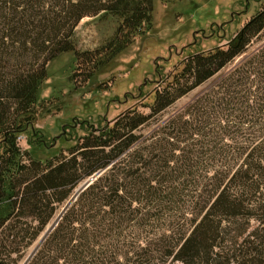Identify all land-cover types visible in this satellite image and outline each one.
I'll return each mask as SVG.
<instances>
[{"label": "trees", "instance_id": "trees-1", "mask_svg": "<svg viewBox=\"0 0 264 264\" xmlns=\"http://www.w3.org/2000/svg\"><path fill=\"white\" fill-rule=\"evenodd\" d=\"M152 12V0H0V264H22L75 188L100 171L28 264H264V42L234 65L264 32V8L231 42L168 74L149 115L129 110L48 157L18 145L48 64L75 52L81 20L120 21L102 51L75 53L99 67L150 26Z\"/></svg>", "mask_w": 264, "mask_h": 264}, {"label": "rangeland", "instance_id": "rangeland-1", "mask_svg": "<svg viewBox=\"0 0 264 264\" xmlns=\"http://www.w3.org/2000/svg\"><path fill=\"white\" fill-rule=\"evenodd\" d=\"M152 1L150 26L99 67L84 58L77 62L75 53L102 51L115 36L120 21L109 15L81 20L74 34L75 52L63 53L47 66V80L39 90L34 125L17 140L22 150L48 157L77 146L82 138L110 126L129 110L149 115L153 92L168 74L189 55L231 42L250 18L264 8V0ZM263 42L264 32L253 39L248 53L234 65ZM234 65L151 118L156 120L138 134H148L156 121L169 119L181 111Z\"/></svg>", "mask_w": 264, "mask_h": 264}, {"label": "water", "instance_id": "water-1", "mask_svg": "<svg viewBox=\"0 0 264 264\" xmlns=\"http://www.w3.org/2000/svg\"><path fill=\"white\" fill-rule=\"evenodd\" d=\"M103 173V171H100L98 173H96L94 176H92L91 178H89L88 180H86L81 186L80 188L75 191L74 195L71 197V199L66 203V205L62 208L61 212L58 214V216L56 217V219L47 227V229L45 230V232L41 235L40 239L38 240V242L36 243V245L33 247V249L31 250V252L28 254V256L26 257V259L24 260V262L22 264H28L30 262V260L33 258V256L37 253V251L40 249L41 245L43 244V242L45 241V239L50 235V233L55 229V227L57 226L58 222L61 220L62 216L64 215V213L69 209V207L76 201V199L78 198V196L84 191L86 190L94 180H96L101 174Z\"/></svg>", "mask_w": 264, "mask_h": 264}]
</instances>
